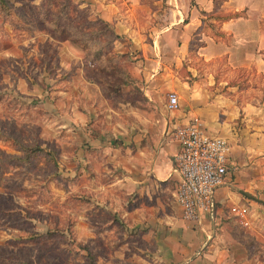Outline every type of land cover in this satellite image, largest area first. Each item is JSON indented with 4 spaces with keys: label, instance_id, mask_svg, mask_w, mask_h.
<instances>
[{
    "label": "rangeland",
    "instance_id": "374dc122",
    "mask_svg": "<svg viewBox=\"0 0 264 264\" xmlns=\"http://www.w3.org/2000/svg\"><path fill=\"white\" fill-rule=\"evenodd\" d=\"M55 1L0 0V264H166L118 212L109 162L85 140L107 113L97 95L117 110L144 93L129 71L140 53L117 31L137 24L148 43L171 7L70 0L61 13ZM108 4L120 18L110 27L99 16Z\"/></svg>",
    "mask_w": 264,
    "mask_h": 264
},
{
    "label": "crops",
    "instance_id": "0c3cea01",
    "mask_svg": "<svg viewBox=\"0 0 264 264\" xmlns=\"http://www.w3.org/2000/svg\"><path fill=\"white\" fill-rule=\"evenodd\" d=\"M165 4L170 15L162 28H153L150 42L137 24L117 31L129 34L140 53L129 71L144 93L140 106L121 104L117 110L97 95L107 113L85 147L103 152L108 190L123 201L118 212L134 216V229L154 243L160 261L264 264V0ZM113 5L99 11L111 24L120 19ZM171 93L179 101L173 110ZM91 110L98 113L94 104ZM194 118L207 135L228 142V173L212 213L188 220L174 195L180 180L174 130ZM97 160L93 156L95 169Z\"/></svg>",
    "mask_w": 264,
    "mask_h": 264
},
{
    "label": "built area",
    "instance_id": "2783aa9c",
    "mask_svg": "<svg viewBox=\"0 0 264 264\" xmlns=\"http://www.w3.org/2000/svg\"><path fill=\"white\" fill-rule=\"evenodd\" d=\"M178 105L177 95L171 93L169 108L173 110ZM174 138L180 144L176 164L180 180L175 200L182 207L184 218L195 220L201 213L215 209L214 194L225 183L228 173L229 145L223 138L207 135L198 118L177 126Z\"/></svg>",
    "mask_w": 264,
    "mask_h": 264
},
{
    "label": "trees",
    "instance_id": "16d2710c",
    "mask_svg": "<svg viewBox=\"0 0 264 264\" xmlns=\"http://www.w3.org/2000/svg\"><path fill=\"white\" fill-rule=\"evenodd\" d=\"M55 0H43V4H50V3H52V2H54ZM214 1H218V0H214ZM54 3H56V1L54 2ZM62 3V4H61ZM61 3H58V4H60V5H62V8H63V10L61 11V13H63V12H65V10H64V8L66 9V10H68L69 9V3H70V0H63ZM57 19V18H56ZM104 24H105V26L107 27V26H109L108 24H106V22H103ZM110 27V26H109ZM109 32H110V30H109ZM110 33H112V32H110ZM97 34V33H96ZM115 37H117V36H115V34H114V38ZM66 39H68V40H70V41H72L73 43H76V40L75 39H73L72 38V36H69V37H65ZM96 41V40H95ZM97 43H99L98 41H96ZM123 55V54H122Z\"/></svg>",
    "mask_w": 264,
    "mask_h": 264
}]
</instances>
